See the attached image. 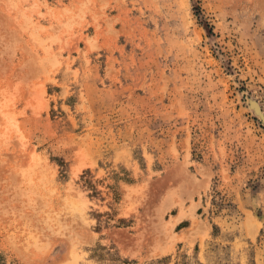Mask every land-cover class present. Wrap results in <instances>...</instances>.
<instances>
[{
	"label": "rangeland",
	"instance_id": "1",
	"mask_svg": "<svg viewBox=\"0 0 264 264\" xmlns=\"http://www.w3.org/2000/svg\"><path fill=\"white\" fill-rule=\"evenodd\" d=\"M0 264H264V0H0Z\"/></svg>",
	"mask_w": 264,
	"mask_h": 264
}]
</instances>
